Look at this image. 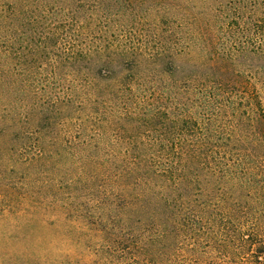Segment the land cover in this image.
Masks as SVG:
<instances>
[{"label":"trees","instance_id":"trees-1","mask_svg":"<svg viewBox=\"0 0 264 264\" xmlns=\"http://www.w3.org/2000/svg\"><path fill=\"white\" fill-rule=\"evenodd\" d=\"M3 126L8 158L84 151L71 204L140 248L125 264H264V0H0Z\"/></svg>","mask_w":264,"mask_h":264},{"label":"rangeland","instance_id":"rangeland-1","mask_svg":"<svg viewBox=\"0 0 264 264\" xmlns=\"http://www.w3.org/2000/svg\"><path fill=\"white\" fill-rule=\"evenodd\" d=\"M146 22L134 23L135 29L145 28L142 24ZM232 45L234 43L230 50L234 51ZM221 47L220 41L217 48L220 50ZM240 60L242 64L237 68L245 72V59ZM13 129L12 126L0 129V146L10 141ZM48 131L43 129L40 132L54 136ZM73 132V129L66 131ZM76 136L68 139L78 141ZM111 136L107 139L110 140ZM14 143L16 150L11 158L0 150V264H125L134 255H139L140 248L135 243L134 248L124 255L112 240L115 236L108 230L100 231L105 228L106 222L100 223V226L96 222L98 217L93 215L95 204L88 202L92 196L87 191L80 190L81 195L71 204V184L82 172L79 157L84 151L81 148H73L68 142L60 141L54 149L60 152L62 163L53 158L56 156L53 153V157L37 159L32 165L30 157L38 151L37 146H29L30 149L23 152L19 144ZM102 147L108 148L105 144ZM99 154L102 155V152L99 151ZM60 187L62 191L59 193ZM6 192L13 193L11 201L14 203L10 204L6 197L1 198ZM230 198H233L231 202H236L235 196ZM235 202L236 216L232 227L240 219L245 220V203ZM124 236L128 235L124 233ZM187 236L182 235L178 239L175 248L179 249V255L174 251L170 254L174 259L180 257V261L185 260L189 254L187 245L194 238L193 235ZM133 240H138L137 235ZM108 244L112 248H108ZM137 244L141 245V242ZM222 257L232 262L228 257ZM235 260V263H241L240 258ZM153 262L159 263L156 259Z\"/></svg>","mask_w":264,"mask_h":264}]
</instances>
